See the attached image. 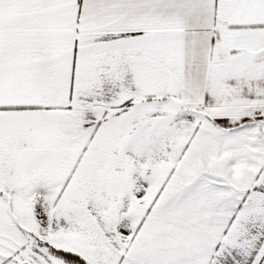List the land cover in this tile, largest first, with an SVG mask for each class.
<instances>
[{"label": "snow or ice", "instance_id": "6c2138e0", "mask_svg": "<svg viewBox=\"0 0 264 264\" xmlns=\"http://www.w3.org/2000/svg\"><path fill=\"white\" fill-rule=\"evenodd\" d=\"M0 264H264V0H0Z\"/></svg>", "mask_w": 264, "mask_h": 264}]
</instances>
